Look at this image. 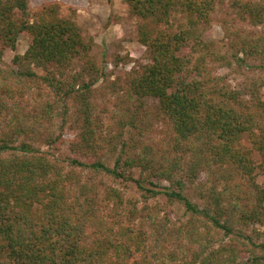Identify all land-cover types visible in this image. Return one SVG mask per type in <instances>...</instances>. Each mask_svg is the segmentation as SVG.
Instances as JSON below:
<instances>
[{"label":"trees","instance_id":"trees-1","mask_svg":"<svg viewBox=\"0 0 264 264\" xmlns=\"http://www.w3.org/2000/svg\"><path fill=\"white\" fill-rule=\"evenodd\" d=\"M126 2L143 21L140 40L151 62L106 85L117 94L121 112L112 114L103 136L93 87L107 75L80 26L61 17L57 5L32 17L30 0H0V62L7 49H17L20 36L30 38L26 53L15 55L14 68L0 66V256L9 264H264V232L255 228L264 226V184L258 182L264 176V79L234 88L214 73L216 64L250 60H260L264 70V38L232 30L230 50L222 53L190 30L154 33L149 24L169 26L178 9L197 28L227 2L239 20L264 27V0ZM56 113L64 122L72 113L74 153L106 152L91 164L66 163L38 148L36 143L56 141ZM157 122L165 127L163 143L144 142ZM76 167L90 169L86 180ZM103 173L133 182L146 199L165 195L181 203L200 230L193 220L178 227L159 220L154 231L161 249L150 253L146 232L123 224V194L106 186L100 197L97 178ZM202 175L199 205L186 190ZM138 211L130 207L128 218ZM183 235L199 244L191 259H179L161 244L164 237Z\"/></svg>","mask_w":264,"mask_h":264},{"label":"rangeland","instance_id":"rangeland-1","mask_svg":"<svg viewBox=\"0 0 264 264\" xmlns=\"http://www.w3.org/2000/svg\"><path fill=\"white\" fill-rule=\"evenodd\" d=\"M49 5H57L61 17L71 19L80 26L84 40L93 45L91 51L92 58L100 67L101 71L107 75L106 78L103 77L93 87L95 90V104L99 114H102L100 121L104 124L102 134L106 136L105 127L114 122L112 114L121 112L120 106H118L117 94L105 89L106 85H108L109 81H116L123 78L133 67H137L140 63L148 64L151 62V56L147 47L140 40L143 21L131 12L126 0H30L32 17H36L43 8ZM149 24L150 29L154 33L163 29L172 33L190 30L200 35L203 40L213 42L215 48L222 53L230 50L229 43L231 39L229 32L232 30L243 31V35L251 33L255 37L264 38V27H255L249 21L239 20L235 11L227 2L218 5L215 13L212 14L210 22L202 23L197 28L192 25L190 17L178 9L172 12L169 26L159 25L155 20L150 21ZM29 45V36L27 34L20 36L17 49L15 51L7 49L4 53L3 60L0 62V66L6 69L14 68L13 60L15 55H24ZM187 52H189V48H185L183 53ZM230 53H232V50ZM260 63V60H250L249 63H242L241 65L235 63L231 67L219 63L215 65L214 73L223 77L225 82L231 87L242 88L251 78L262 77L264 79V70L259 68ZM51 97H54V95L52 94ZM150 102L152 103L153 101L151 100ZM11 107H16L15 110L17 113L21 112L14 103ZM14 111H5L4 116L10 117L11 119L14 117ZM101 111L104 112L102 113ZM52 126L56 141L51 146L40 143H36L35 145L43 151L64 160L66 163L73 159H78L86 164H91L107 150V147H103L97 156L92 154L82 156L72 151V145L78 135L72 113L68 115L67 122H64L63 118L56 113ZM164 131L165 127L157 122L150 136L152 140L147 139L143 141H147L151 145H155V142L162 144L165 138ZM244 141L247 143L246 140ZM108 164L111 166L114 165L113 158H110ZM68 168L70 169L71 167L68 165ZM76 171L80 178L86 180L90 169L76 167ZM134 176L140 178V169L134 170ZM99 182H103V184ZM156 182L170 185L169 182L159 179ZM205 182V175H202L201 179L199 178L195 183L189 185L186 190L187 196L199 205L203 202L200 195ZM258 182L264 184L263 175H259ZM97 183L100 197L106 193V186L114 187L123 194L124 204L122 208L127 211V215L129 214L130 207L135 205L138 208L139 211L136 217L130 220L125 215L123 224L135 228L138 230L137 232L140 230L146 232V248L152 254L159 253L161 249L160 246H156L155 244L154 231V227L159 220L168 222L170 226L176 227L181 224L188 225L190 221H195L196 229L194 230H200V221L193 218L181 203L170 202L165 195L146 199L133 182L116 180L106 173L98 176ZM109 207L111 208V206ZM109 211L111 209L107 210L108 213ZM255 228L264 232V226L257 225ZM161 244L170 246L179 259H181L183 254L188 259H191L193 252L197 251L199 247L197 241L186 235L176 236L174 238L164 237L161 239ZM0 264H9L8 259L5 256H0Z\"/></svg>","mask_w":264,"mask_h":264}]
</instances>
